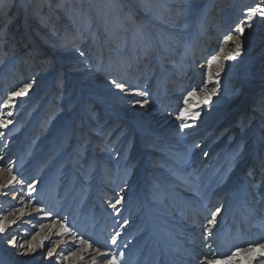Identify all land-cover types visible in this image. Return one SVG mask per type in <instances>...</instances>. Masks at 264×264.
Masks as SVG:
<instances>
[{
	"label": "rangeland",
	"instance_id": "1",
	"mask_svg": "<svg viewBox=\"0 0 264 264\" xmlns=\"http://www.w3.org/2000/svg\"><path fill=\"white\" fill-rule=\"evenodd\" d=\"M236 1L8 0L0 9V116L11 121L0 127V221L9 226L0 264H93L97 248L120 264H249L222 254L264 244V14L241 17L225 43L221 13ZM26 11L29 39L19 34L27 20L11 24ZM56 11L69 23L58 24ZM236 44L240 55L226 60ZM212 56L220 65L209 68ZM217 72L218 86L208 83ZM112 80L147 96L120 93ZM213 87L208 103L191 102L199 116L182 128L176 117L187 93L203 99ZM117 194L123 201L114 210ZM61 224L71 231L58 236ZM46 236L43 248L26 253ZM50 240L63 243L47 257ZM188 244L208 250L194 259ZM254 255L251 264H260L264 257Z\"/></svg>",
	"mask_w": 264,
	"mask_h": 264
},
{
	"label": "snow or ice",
	"instance_id": "2",
	"mask_svg": "<svg viewBox=\"0 0 264 264\" xmlns=\"http://www.w3.org/2000/svg\"><path fill=\"white\" fill-rule=\"evenodd\" d=\"M251 14L255 15V13L257 12V9H251ZM260 11L262 13H264V9H260ZM237 32H239L241 35L244 33V27H238L236 29ZM232 39L231 35H228L224 38V42L227 43L228 41H230ZM220 51H223V49L221 48ZM241 52V45L240 44H236L235 45V51L233 53H229L225 59L226 60H232L235 59L236 56H239ZM212 64H216L217 66L220 65V61L218 59V57L216 56H212L209 60H208V66L209 68L212 66ZM218 77H219V72H217L215 74V77H213V75L209 74L208 75V83H215L218 86ZM109 86L111 88H113L114 90H118L120 93H128L132 96H139V97H146L147 96V92L145 91H139V90H134V89H130L126 84L122 83V82H118L116 80H112L109 82ZM31 87V84H25L22 88H20L17 91H14L11 93V95L8 96L7 100H5L3 102V107L4 108H9L13 106V101L15 97H19L24 95L27 90ZM216 94V87H213L211 89V92H205L203 99H201L198 94H197V90L193 89L191 91H189L187 93V95L184 97V105L185 107L183 109H181L178 112L177 115V119L180 120L182 122V128H187L190 127V125L188 123H186L185 121L187 119H195L197 116H199V112H194L192 111L191 108V102L192 101H196L197 104H203V103H208V101L211 99L212 95ZM133 106H141L143 107L144 105H147L149 103V101L147 99H133L131 101ZM7 116H11L12 112H7L6 113ZM11 121L10 120H5L2 116H0V127H7L8 124H10ZM7 171L9 173H11L13 171V167L11 164H9V166L7 167ZM17 180V177L15 175H13L11 177V179L8 181V184L5 185L6 187L8 185H12L15 181ZM11 191H13V198L15 199V190L14 189H10ZM35 190V186L33 184H29L28 185V196L30 197L32 195V192ZM123 191V190H122ZM5 195H7V193H5ZM123 201V196H120L119 194H117V199L115 200L114 203L111 204V207L116 210L117 206L120 205ZM37 212L42 211L41 209H36ZM221 212V208H216L215 211L212 213L211 218L208 221L209 224V228L207 229L209 234H211L212 231V227L214 226L216 223V218L217 215ZM21 215H23V210H21ZM47 215V213H46ZM12 224H15L16 221H12ZM9 226V223L4 220V221H0V233L5 232L6 228ZM52 227H55V225H53ZM40 228L43 229L44 225L41 223L40 224ZM71 230L64 224L60 225L59 230L56 232V235H63V234H67L69 233ZM39 235V234H37ZM73 235H75L73 233ZM120 235L119 232L115 233L112 237H111V244L112 245H116L117 244V237ZM33 240H36V236H33L32 238ZM46 240H49V237H43L41 238V240L39 241L38 244H33V243H29L26 249V253H34L36 252L37 248H43L44 247V242ZM8 243L16 246L15 245V238H11L8 240ZM63 243V241H55V240H50V246L46 249V256L47 257H52L54 255V253H56V250L58 247H60V244ZM80 245H87L88 248L92 247V244H89L87 240L81 239L80 240ZM20 248H24V245H19ZM25 253V254H26ZM254 253H258L259 256L264 257V244L261 243H256L255 246H249L247 248H243V247H237L235 251H232L229 254H222L226 256V259L228 261H233L237 258H243L244 256H247L249 259V264H251V261L254 260L256 257L254 255ZM96 255L100 257V260L97 261L96 257H93V264H120V261L117 259L116 254L115 253H110V252H101L99 248L96 249ZM120 255L122 256L123 253H120ZM72 257H77V252H72L71 253ZM65 259H67V257H65ZM78 259L83 260L84 257L83 256H79ZM207 264H219L218 260H212V259H208L207 260ZM260 264H264V259L260 260Z\"/></svg>",
	"mask_w": 264,
	"mask_h": 264
},
{
	"label": "bare ground",
	"instance_id": "3",
	"mask_svg": "<svg viewBox=\"0 0 264 264\" xmlns=\"http://www.w3.org/2000/svg\"><path fill=\"white\" fill-rule=\"evenodd\" d=\"M46 1V4H48V6H51L52 4V1H55V0H45ZM128 1V0H127ZM132 1H130V5H131ZM257 4L256 6L254 5ZM8 5V0H2V3H1V7L0 9H4L6 8ZM255 6V7H254ZM52 7V6H51ZM170 7V6H169ZM171 8L172 9H180L181 8V5H179V2L178 3H173L171 5ZM250 8V9H249ZM251 8H255L257 9V12L255 13L254 16L256 17H262V13L260 11V9H264V0H237L235 3L232 4V7L228 10H224L222 11L221 13V20H220V25H224L222 26V28L220 29L219 28V31L218 33L220 32V35L221 36H224V38L227 36V32L230 31L232 29V27L238 22V20L241 18V17H252L251 15ZM135 9L136 11H138L137 8H133ZM178 13V12H175V14ZM25 17H22L24 16ZM65 16V15H64ZM63 15L60 14V12L56 11V17H57V22L58 24L59 23H62V26H65L66 24H68V18L65 17L64 18ZM129 16V14H128ZM24 18V19H23ZM24 20H27V30H24V31H21L19 34L22 35V37L24 35L26 39H29L30 38V33H31V30L33 31L34 29H31L32 27V24H30L31 20H30V16L28 14V11H26L23 15H19L17 17H15L12 21H11V24H12V27L15 28L18 24H21V23H24L23 21ZM56 20V18L54 19V21ZM29 22V23H28ZM53 22V21H52ZM36 27V30L39 32H41L42 30L40 29V25L38 24H34ZM34 27V26H33ZM218 28V27H217ZM10 29V28H9ZM31 29V30H30ZM207 29V28H206ZM11 30H13L11 28ZM62 30V29H61ZM92 31V30H90ZM91 42H94L95 40V36H94V33L92 34V38H91ZM10 41L7 40L5 43H9ZM20 45H21V48L23 47V49H25V52L28 50V48L30 47V44L29 45H26L28 43H22L20 41ZM10 45V44H9ZM9 47V46H8ZM27 48V50H26ZM36 48V47H35ZM30 49V48H29ZM34 50V47L31 48ZM7 64H12L14 62V60L12 59V57L10 56H7ZM180 81V80H179ZM178 82V81H177ZM182 82V81H180ZM177 87V86H176ZM164 89L166 90V88L164 87ZM166 92V91H165ZM121 108V107H120ZM118 115H122L123 112H117ZM203 231L199 230V233H202ZM209 237V236H208ZM217 237V236H216ZM200 238V236H199ZM196 239V238H195ZM202 240V239H201ZM197 241V240H196ZM195 241V242H196ZM210 242H212V240L210 239L207 243L205 244H209ZM202 244L201 242H198V244ZM181 247V246H180ZM210 248V247H209ZM185 251L187 250H195L193 252L194 256L193 258L194 259H197V258H200V255L198 256V254H200L203 250H208V249H204L203 247L201 246H194V244H188L187 246L184 247ZM198 256V257H197ZM192 262V261H191ZM193 264H196V263H193Z\"/></svg>",
	"mask_w": 264,
	"mask_h": 264
}]
</instances>
